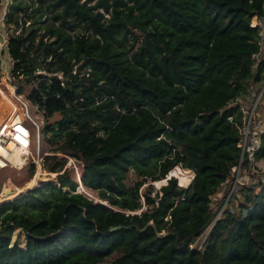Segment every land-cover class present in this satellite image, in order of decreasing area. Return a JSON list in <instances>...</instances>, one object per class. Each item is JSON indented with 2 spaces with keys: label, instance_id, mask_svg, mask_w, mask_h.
Listing matches in <instances>:
<instances>
[{
  "label": "trees",
  "instance_id": "16d2710c",
  "mask_svg": "<svg viewBox=\"0 0 264 264\" xmlns=\"http://www.w3.org/2000/svg\"><path fill=\"white\" fill-rule=\"evenodd\" d=\"M263 15L264 0H11L1 30L21 26L2 55L14 62L16 91L31 77L28 98L48 117L61 113L43 129L48 142L61 139L44 165L60 171L62 153L84 167L82 183L65 170L57 183L0 202V264H102L113 254L108 264H264V185L243 192L244 212L223 211L201 250L190 248L214 218L210 195L240 156L227 120L236 109L225 105L264 86V61L253 68L250 58ZM73 61L91 67L88 84L72 76L63 88L33 75L68 74ZM10 105L21 112L14 93ZM256 157L264 160V132ZM177 165L194 173L186 188L175 178L181 185L184 171L172 173ZM131 170L139 179L128 186ZM148 177L163 185L141 192ZM15 228L24 247L12 242Z\"/></svg>",
  "mask_w": 264,
  "mask_h": 264
},
{
  "label": "built area",
  "instance_id": "2783aa9c",
  "mask_svg": "<svg viewBox=\"0 0 264 264\" xmlns=\"http://www.w3.org/2000/svg\"><path fill=\"white\" fill-rule=\"evenodd\" d=\"M10 3L11 0H3L0 10V84L13 88L16 99L22 104V117L20 119L11 120L0 126V175L6 168H22L29 163L36 162L30 150L32 143H36L37 150L35 154L39 156L44 126L46 124H56L61 118V113H55L52 117L57 116L59 118L55 122L50 123L52 117L46 115L45 108L40 106L38 102L30 100L27 96L28 94L24 96L18 93L16 91L18 85L16 87L12 84V79L14 78L12 74L14 62L13 60L5 59L2 55L3 48L8 44L9 35L11 33L8 30H1L3 18L6 15ZM257 28L260 49L251 54L250 58L253 62V68H256L259 63L264 61V15L257 19ZM48 37L49 36L45 37L44 41L49 40ZM38 74H42L49 78L56 77L59 80L60 86L63 88L68 87L67 82L71 80L72 76L87 84L93 79L91 67L89 65L82 66V62L74 63L72 70L68 74L62 71L47 72L37 68L33 75L35 76ZM20 85L24 87V84ZM22 97L24 100L21 99ZM106 98V96L102 99L96 97L94 105L100 104V102ZM71 105L69 100L65 101V108H69ZM231 107H234L236 110L231 116L227 117V120L236 127L240 135V156L237 164L232 167L229 178L223 181L216 190V192L220 191L218 195L221 202V205L217 207V214H215L212 221L206 225L203 232L190 244V248L201 250L209 231L216 220L220 219L223 211L228 209L231 213H234L235 209L238 212H244L245 208L241 206L244 200L243 192L245 190H250L254 194L264 185V160L256 157L261 149V134L264 132V86L260 90L256 87H247L245 95L236 96L226 103L225 108ZM116 109L119 110L117 107ZM31 110L38 113V121L31 116ZM27 122L30 123L31 127L28 126ZM55 130H57V127H55ZM48 134L51 135L47 133L46 136ZM99 135H103V132L101 131ZM15 151L20 152L19 161L21 162L13 158V153ZM63 157L66 158L65 165L60 171L55 173L58 175L62 174L65 170H72L75 181L78 179L81 182V174L84 167L83 161L72 156L64 155ZM69 157L74 159L76 164L69 165ZM193 178L194 173L191 170V181ZM216 192L209 197L210 206L213 205L212 201L215 200ZM233 203L234 206L232 207ZM207 228L208 231L206 230Z\"/></svg>",
  "mask_w": 264,
  "mask_h": 264
},
{
  "label": "rangeland",
  "instance_id": "374dc122",
  "mask_svg": "<svg viewBox=\"0 0 264 264\" xmlns=\"http://www.w3.org/2000/svg\"><path fill=\"white\" fill-rule=\"evenodd\" d=\"M83 1V0H81ZM52 13H47V16H51ZM29 23V22H28ZM26 23V25L28 24ZM21 24V23H20ZM20 26L21 25H17L15 26L14 24H10L8 27V31L11 33H17L20 31ZM17 27V28H16ZM80 28H77L76 31H79ZM38 33H41V31H39ZM5 59L9 60V58L5 57ZM22 78V77H20ZM29 81H28V85L27 84H24V83H21V84H24L21 89V94H23L25 96V94H28L31 90V87L33 85L36 84V80L32 79L31 77H29ZM13 81V85H15L17 87V85L20 83L17 81V78H13L12 79ZM5 87V88H4ZM253 87V86H251ZM4 88V89H3ZM254 88V87H253ZM3 90L0 94H3L1 95L0 97H4V98H0V100H3L4 102H9L10 100V86H3L0 84V91ZM22 100H24V98L22 97L21 98ZM0 105H6V104H0ZM8 106V105H6ZM10 107L18 114V119L22 117V113L21 112H18L17 109L10 105ZM31 116L35 119V120H39V116H38V113H36L35 111L31 110ZM59 117L57 116H54L50 119V123H53L55 122ZM28 126L31 127L30 123L27 122ZM47 137H50V135L48 134ZM60 138H57V139H53L51 142H48L45 135L43 134L42 135V139H41V142H40V154L39 156H37L35 154V151L37 150V147H36V143H32L31 145V154L32 156L34 157V160L36 162H32L34 163L35 165V169H34V172L31 173L30 172V168H29V164H27L26 166L22 167V168H6L5 170H3L1 172V175H0V194L2 193L3 189H4V186H5V183L6 185L8 184H12L13 185V191H16V195L14 196H8V198H2V200H9V199H12L16 196H18L19 194H22L25 190L27 189H30V188H34V187H37L40 185V183H43V182H46V181H49V180H52L54 183H57V180H56V176L57 174L54 172H49L48 169L45 167L44 165V160H45V155L47 154H53L51 152H48L50 149L52 150L53 147H55L59 142H60ZM47 153V154H46ZM58 157L60 156H64V154L62 153H56ZM73 157V156H72ZM65 158V157H64ZM79 160V159H78ZM66 162V161H65ZM65 165V164H64ZM177 169H180L182 171H186V178H182V183L180 185V182L178 180L177 177L176 180H177V184L179 186H182L183 184V188H186L189 184H187V181L189 179H191V170L189 169H186V168H183L181 167L180 165H177L173 168V174L174 172H176ZM151 170H153V174L152 176H157V169H155L154 167H151ZM188 170V171H187ZM72 172V170H70ZM169 174V173H168ZM170 175V174H169ZM72 176H73V179L75 180V177H74V174L72 172ZM137 179H139L138 177H136V175L133 173V171H129L128 174H127V177H126V185H132L134 183V181H136ZM147 183H145L141 188H140V191H144L146 189V186L148 184H152L153 185V190H158L163 184L162 183H159L157 184L158 181H153L151 182L150 181V178L148 177L147 178ZM162 180H160L159 182H161ZM186 183V185H185ZM30 184V185H29ZM77 184V182H76ZM15 186V188H14ZM86 188V193L88 194V198L89 199H92L93 201H101L99 198H98V195H97V192L95 190H92L90 188ZM64 190H68V188H64ZM77 192H79L77 189H76ZM154 193V192H153ZM153 193L151 195H153ZM220 191H217L216 192V195H215V200L212 201V204L210 207L212 208V212H214V215L217 214V207L220 206V202H218V200H220V197H219V194ZM244 194V193H243ZM253 195V194H252ZM217 196V197H216ZM141 201L143 202V197H141ZM103 202V201H102ZM107 204L109 205L106 201H104V204ZM110 206V205H109ZM234 206V203L232 204V207ZM142 208H144V203H143V206ZM139 211V210H138ZM238 211L234 209V213H237ZM208 231V228L206 229ZM16 240L18 242V244L21 246V247H24V244H25V234L24 232L20 229V228H15L14 231H13V234H12V242ZM116 257V254H113L109 257L106 258L105 262L102 263V264H108L112 259H114Z\"/></svg>",
  "mask_w": 264,
  "mask_h": 264
},
{
  "label": "bare ground",
  "instance_id": "6f19581e",
  "mask_svg": "<svg viewBox=\"0 0 264 264\" xmlns=\"http://www.w3.org/2000/svg\"><path fill=\"white\" fill-rule=\"evenodd\" d=\"M7 87V86H6ZM5 88V87H4ZM3 88V89H4ZM3 90H1L0 91V93L2 92ZM12 95H13V88L10 86V100H9V102H4L3 100H0V104H6V105H8L9 103H10V101H11V98H12ZM15 119H18V115L16 114V112L13 110V109H11L10 107H8V106H5V105H0V126L1 125H3V124H6V123H8L9 121H11V120H15ZM20 119V118H19ZM13 158L16 160V161H18V162H21V161H19L20 160V152H18V151H15L14 153H13ZM188 171V170H187ZM184 175H185V177L184 178H186V171H184ZM169 177H174V176H169ZM30 185V184H29ZM185 185H186V183H185ZM182 186H183V184H182ZM13 185L12 184H8V185H6V183H5V186H4V189H3V191H2V193L0 194V201H3L2 200V198H8V196L10 195V196H15L17 193H16V191H12L13 189ZM14 188H15V186H14ZM77 189H78V191H79V193H82V192H80V188H79V186L77 187ZM83 194V193H82ZM85 195V194H84ZM3 196H7V197H3ZM87 196V195H86ZM10 200V199H9ZM102 202V201H101ZM103 203H104V201H103ZM106 204V203H105ZM107 205V204H106Z\"/></svg>",
  "mask_w": 264,
  "mask_h": 264
},
{
  "label": "water",
  "instance_id": "95a60500",
  "mask_svg": "<svg viewBox=\"0 0 264 264\" xmlns=\"http://www.w3.org/2000/svg\"><path fill=\"white\" fill-rule=\"evenodd\" d=\"M168 179H170V177H168V176H166V179H165V181H166V183H167V180ZM13 191V190H12ZM3 197H7V196H3ZM101 203H103V202H101ZM114 228H112L111 230H113Z\"/></svg>",
  "mask_w": 264,
  "mask_h": 264
},
{
  "label": "crops",
  "instance_id": "0c3cea01",
  "mask_svg": "<svg viewBox=\"0 0 264 264\" xmlns=\"http://www.w3.org/2000/svg\"><path fill=\"white\" fill-rule=\"evenodd\" d=\"M1 202V201H0Z\"/></svg>",
  "mask_w": 264,
  "mask_h": 264
}]
</instances>
